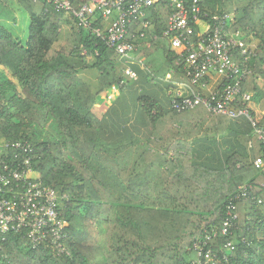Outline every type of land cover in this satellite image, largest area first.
<instances>
[{
    "label": "trees",
    "instance_id": "1",
    "mask_svg": "<svg viewBox=\"0 0 264 264\" xmlns=\"http://www.w3.org/2000/svg\"><path fill=\"white\" fill-rule=\"evenodd\" d=\"M86 1L74 3L79 7ZM185 1L191 5L194 0ZM12 3L14 11L27 13L30 27L24 42L0 24V139L29 140L33 145L34 177L61 196L65 235L60 242L65 250L60 251L51 238L34 247L25 232H10L5 240L0 237V264H264L263 172L233 159L225 169H209L179 153L187 146L170 143L184 136L183 129L172 126L175 119L195 109L207 115L205 106L173 109L166 118L156 115L154 137L159 141L136 143L135 148L110 146L102 139L100 97L79 71L97 68L104 91L123 87L130 77L121 53L93 29H79L72 14L55 11L45 0ZM199 4L210 25L232 12L229 35L240 39L235 55L251 70L243 83V90L252 93L246 105L263 122L255 101L264 84V0H199ZM170 14L167 0L148 7L144 17L130 24L136 37L127 38L139 45L133 54L152 71L164 63L182 72L190 84L182 56L186 50L175 47L164 34ZM70 20L71 33L60 43ZM145 21L150 25L146 37H141ZM105 26L98 14L93 28ZM194 27L201 32L200 24ZM242 49L249 52L248 60ZM162 121L170 122L169 132ZM243 183H253L263 202H238L237 224L224 234L228 201ZM197 241L201 251L195 249ZM230 241L234 248L228 246Z\"/></svg>",
    "mask_w": 264,
    "mask_h": 264
},
{
    "label": "built area",
    "instance_id": "2",
    "mask_svg": "<svg viewBox=\"0 0 264 264\" xmlns=\"http://www.w3.org/2000/svg\"><path fill=\"white\" fill-rule=\"evenodd\" d=\"M45 1L57 12L72 14L79 29H93L128 62L139 48L138 44L127 38L130 34L131 38L136 37V33L130 32V24L144 17L146 9L161 0H88L79 7L75 6L74 0ZM167 1L171 14L169 27L164 34L172 39L175 47L186 50L185 54L182 53L186 59L184 69L191 80L190 95L175 97L172 108L181 112L203 105L210 115L221 114L231 118L246 116L252 124L253 136L262 149L261 156L252 163L264 174V121L260 122L246 105L252 99V93L243 90V83L251 70L236 58L234 49L240 39L229 35V21L233 17L231 14L218 16L215 25H210L201 16L199 0H194L191 5L185 0ZM98 14L105 21L110 20V24L104 28H93ZM196 23L202 26L201 32H196ZM149 25V21L144 22L145 30L140 33L141 37H146ZM238 35L242 33L238 32ZM152 38H158V34H153ZM147 43L151 44L150 41ZM242 53L247 55L248 60L249 52L242 49ZM215 72L223 74V88L207 92L208 79ZM125 73L130 78L137 77L130 65H127ZM33 152L34 147L29 140L5 139L0 142V237L5 240L10 232H25L34 247L45 244L51 238L53 244L64 251V245L60 242L65 235V220L59 213L61 196L56 188L34 177ZM255 191L253 183H243L229 199L222 227L224 234L237 224L238 202L246 199L263 202ZM194 246L196 250H202L201 241ZM228 246L234 248L233 242H228Z\"/></svg>",
    "mask_w": 264,
    "mask_h": 264
},
{
    "label": "crops",
    "instance_id": "3",
    "mask_svg": "<svg viewBox=\"0 0 264 264\" xmlns=\"http://www.w3.org/2000/svg\"><path fill=\"white\" fill-rule=\"evenodd\" d=\"M234 8L230 5L231 11ZM105 23L108 26L110 20ZM159 55L158 61H161ZM121 62L125 68V61ZM159 64L156 73L160 72V76L133 54L128 65L136 71L137 77L126 78L123 87H115L109 92L101 89L97 68H80L79 76L101 99L97 113L103 119L102 139L105 143L114 147L127 145L135 148L133 144L146 145L160 140L154 137L155 116L162 114L166 118L173 110V99L190 95L191 85L182 72L176 71L174 67L170 69L164 63ZM223 80V74L213 73L208 79L207 92L218 88ZM258 93L256 109L264 116V84L258 87ZM168 123L164 122L165 132L171 128ZM172 126L183 129L184 136L179 141L177 138L170 140V143L187 146L186 149L180 148L179 153L188 157L193 164L209 169H225L232 159L238 161V165L253 164V160L262 154L261 145L253 136L252 124L246 116L215 118L195 109L183 112ZM172 154L174 156V152Z\"/></svg>",
    "mask_w": 264,
    "mask_h": 264
},
{
    "label": "rangeland",
    "instance_id": "4",
    "mask_svg": "<svg viewBox=\"0 0 264 264\" xmlns=\"http://www.w3.org/2000/svg\"><path fill=\"white\" fill-rule=\"evenodd\" d=\"M232 5L235 7L234 2H232L231 6ZM14 10H15V6L12 3V0H0V24L12 29V32L15 34V36L18 39L26 42L28 39L29 27H30L29 16L27 15L26 12H23V11L16 12ZM68 23H69L68 24L69 27L65 30L64 34H60L61 35L60 41H59L60 43L65 42V40L71 33L70 26H72L74 23L72 20H70ZM125 64L128 65V62H126V60H125L124 65ZM99 103L100 101L97 104L98 106H99ZM3 140H5V138L4 139L1 138L0 142Z\"/></svg>",
    "mask_w": 264,
    "mask_h": 264
}]
</instances>
